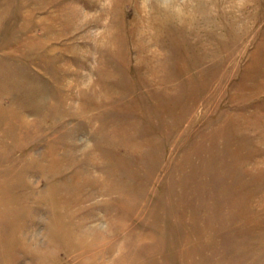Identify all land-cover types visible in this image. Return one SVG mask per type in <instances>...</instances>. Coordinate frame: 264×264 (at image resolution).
<instances>
[{"label":"rangeland","instance_id":"rangeland-1","mask_svg":"<svg viewBox=\"0 0 264 264\" xmlns=\"http://www.w3.org/2000/svg\"><path fill=\"white\" fill-rule=\"evenodd\" d=\"M0 264H264V0H0Z\"/></svg>","mask_w":264,"mask_h":264}]
</instances>
